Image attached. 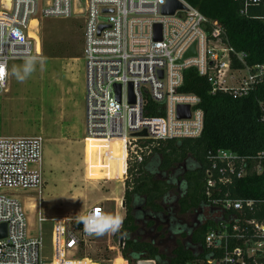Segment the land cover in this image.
<instances>
[{
    "label": "built area",
    "instance_id": "obj_1",
    "mask_svg": "<svg viewBox=\"0 0 264 264\" xmlns=\"http://www.w3.org/2000/svg\"><path fill=\"white\" fill-rule=\"evenodd\" d=\"M179 1L184 8L165 15L166 0H0V93L8 90L10 61L43 59L38 14L66 19L82 15L86 137L123 145L125 186L130 164L149 158L160 143L201 137L202 100L180 91L187 70L194 68L206 77L211 94L223 92L234 99L248 96L264 81V64L248 65V55L229 44L223 29L185 0ZM240 1L244 12L259 4ZM156 25L162 27L160 40L155 38ZM193 46L196 54L186 58ZM260 105L264 124V102ZM179 106L189 107V117L178 118ZM150 109L160 116H148ZM44 153L41 135L0 137V225H6L5 236L0 234V264H89L88 258L74 257L90 237L104 230L109 216L104 206L94 205L81 217L51 218L52 257L47 262L42 237L29 235L24 206L10 193L42 189ZM208 159L202 214L208 225L204 246L212 256L190 264H264V222L253 217L262 201L234 198L224 191L237 180L264 172V150L241 156L217 149L209 151ZM114 201L125 208L124 197ZM47 220L39 216L40 224Z\"/></svg>",
    "mask_w": 264,
    "mask_h": 264
},
{
    "label": "trees",
    "instance_id": "obj_2",
    "mask_svg": "<svg viewBox=\"0 0 264 264\" xmlns=\"http://www.w3.org/2000/svg\"><path fill=\"white\" fill-rule=\"evenodd\" d=\"M185 1L225 31L229 44L248 55V65L264 64V0L246 12L240 0ZM211 90L206 77L194 68L187 70L180 91L202 100L205 120L201 137L162 142L149 158L128 168L126 212L119 229L122 256L128 264H190L211 257L204 246L208 225L201 215L208 153L226 149L241 156H257L264 150L260 105L264 81L240 99L223 92L211 94ZM146 113L161 114L153 109ZM224 191L234 198L262 201L253 217L264 222V172L237 180Z\"/></svg>",
    "mask_w": 264,
    "mask_h": 264
},
{
    "label": "rangeland",
    "instance_id": "obj_3",
    "mask_svg": "<svg viewBox=\"0 0 264 264\" xmlns=\"http://www.w3.org/2000/svg\"><path fill=\"white\" fill-rule=\"evenodd\" d=\"M76 7L85 9L84 5ZM37 18L43 59L9 62L10 92L0 94V136L44 138V186L40 191L10 193L24 206L29 235L42 237L44 260L48 262L52 257L51 218L81 217L100 204L106 206L109 218L120 217L123 221L125 208L114 200L106 204L104 199L119 200L125 195L122 176L127 167L124 158L117 157L119 149L115 156L114 143L86 137L83 16L64 19L42 18L38 14ZM39 216L48 220L40 224ZM109 218L102 233L90 237L75 260L88 258L89 264H128L119 239L122 223L113 230Z\"/></svg>",
    "mask_w": 264,
    "mask_h": 264
},
{
    "label": "water",
    "instance_id": "obj_4",
    "mask_svg": "<svg viewBox=\"0 0 264 264\" xmlns=\"http://www.w3.org/2000/svg\"><path fill=\"white\" fill-rule=\"evenodd\" d=\"M183 8H184V5L179 0H166V4L162 8V12L165 15H173L176 10L183 9ZM105 12H107V11H105ZM103 28H104V26H101L100 30H102ZM161 30H162L161 25L155 26V38H156V40L161 39ZM195 54H196L195 53V46H193L192 49L186 54V58L190 57V56H194ZM161 76H162V73H161ZM116 90H117V98H118V100H120V96H121L120 87L117 86ZM130 94H131V101L134 102L132 85L130 87ZM184 116L189 117V107L179 106L178 107V118H184ZM142 135L146 136V132L144 131L142 133ZM5 229H6L5 224L0 225L1 236H5V234H6ZM120 243L122 244V240L120 241ZM138 264H154V262L153 261H140Z\"/></svg>",
    "mask_w": 264,
    "mask_h": 264
},
{
    "label": "bare ground",
    "instance_id": "obj_5",
    "mask_svg": "<svg viewBox=\"0 0 264 264\" xmlns=\"http://www.w3.org/2000/svg\"><path fill=\"white\" fill-rule=\"evenodd\" d=\"M64 19H66V18H64ZM36 24H37V22H36V21H33V26H36ZM87 139H89V140H95V141L100 140V139H95V138H87ZM100 141H103V140H100ZM113 143H114V142H113ZM117 149L120 150V155L117 156V157H123L124 160L126 161V155H127V154H126V152H125V149H124L123 145H121V143H119V142H115V143H114V154H115V156L117 155V153H116ZM126 167H127V165H126ZM29 208H30V209H31V208H34V206L29 207Z\"/></svg>",
    "mask_w": 264,
    "mask_h": 264
},
{
    "label": "crops",
    "instance_id": "obj_6",
    "mask_svg": "<svg viewBox=\"0 0 264 264\" xmlns=\"http://www.w3.org/2000/svg\"><path fill=\"white\" fill-rule=\"evenodd\" d=\"M8 75H9V80H8V90H7V92H2V93H9L10 92V78H11V76H12V72H11V70H10V68H9V66H8ZM1 94V93H0ZM1 137V136H0ZM3 137H8V136H3ZM10 138H18V137H10ZM122 197H124V195L123 196H121V197H119V198H122ZM105 201V203L106 204H108V202L110 203V202H112L111 200H114L113 198H110V197H105V199H104ZM95 205H97V204H95ZM104 207L106 208V206L104 205ZM117 209H118V207H117ZM110 216H108V218H109ZM108 218H107V220H108ZM123 219H124V217H123Z\"/></svg>",
    "mask_w": 264,
    "mask_h": 264
},
{
    "label": "clouds",
    "instance_id": "obj_7",
    "mask_svg": "<svg viewBox=\"0 0 264 264\" xmlns=\"http://www.w3.org/2000/svg\"><path fill=\"white\" fill-rule=\"evenodd\" d=\"M121 223L122 219L120 217L109 218V226L113 228V230L119 228Z\"/></svg>",
    "mask_w": 264,
    "mask_h": 264
},
{
    "label": "flooded vegetation",
    "instance_id": "obj_8",
    "mask_svg": "<svg viewBox=\"0 0 264 264\" xmlns=\"http://www.w3.org/2000/svg\"><path fill=\"white\" fill-rule=\"evenodd\" d=\"M201 215H202V218H203V214H202V212H201Z\"/></svg>",
    "mask_w": 264,
    "mask_h": 264
}]
</instances>
